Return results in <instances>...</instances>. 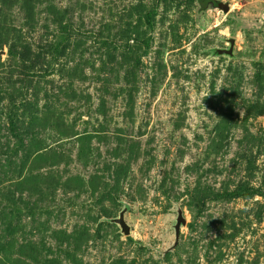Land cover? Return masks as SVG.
<instances>
[{
    "label": "rangeland",
    "instance_id": "374dc122",
    "mask_svg": "<svg viewBox=\"0 0 264 264\" xmlns=\"http://www.w3.org/2000/svg\"><path fill=\"white\" fill-rule=\"evenodd\" d=\"M0 51V264H264V0H0Z\"/></svg>",
    "mask_w": 264,
    "mask_h": 264
},
{
    "label": "water",
    "instance_id": "95a60500",
    "mask_svg": "<svg viewBox=\"0 0 264 264\" xmlns=\"http://www.w3.org/2000/svg\"><path fill=\"white\" fill-rule=\"evenodd\" d=\"M214 8H217L219 10H221L223 13H227L229 11V5L226 3H221V2H215L212 3ZM227 43L229 44L227 49H220V48H214L212 49V57H217L220 55H226L228 57H232L233 53H232V49H233V45H234V40L233 39H228ZM4 54V51H0V56H2ZM128 206H125L118 214V216L116 218H112V219H108L107 222L111 223V224H115L118 226L120 233L124 236H129L130 235V229L129 226L125 223L124 221V214L127 211ZM174 225H173V230H174V241L171 244V246H169L168 248H166L165 250L160 251L161 255H165L168 252L172 251L178 243V236H179V229L181 226L185 225V220L182 216V212L180 209L176 208V218L174 220Z\"/></svg>",
    "mask_w": 264,
    "mask_h": 264
},
{
    "label": "trees",
    "instance_id": "16d2710c",
    "mask_svg": "<svg viewBox=\"0 0 264 264\" xmlns=\"http://www.w3.org/2000/svg\"><path fill=\"white\" fill-rule=\"evenodd\" d=\"M199 1H201V0H199Z\"/></svg>",
    "mask_w": 264,
    "mask_h": 264
}]
</instances>
